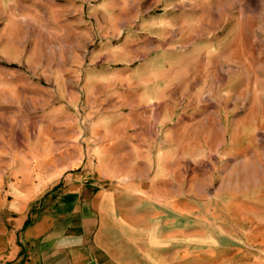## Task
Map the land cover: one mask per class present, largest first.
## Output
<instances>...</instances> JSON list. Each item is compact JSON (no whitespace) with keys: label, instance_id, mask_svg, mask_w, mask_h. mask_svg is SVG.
Returning a JSON list of instances; mask_svg holds the SVG:
<instances>
[{"label":"rangeland","instance_id":"rangeland-1","mask_svg":"<svg viewBox=\"0 0 264 264\" xmlns=\"http://www.w3.org/2000/svg\"><path fill=\"white\" fill-rule=\"evenodd\" d=\"M190 107L223 145L186 168L244 226L264 200V0H0V238L25 176L86 153L94 122L144 111L166 153Z\"/></svg>","mask_w":264,"mask_h":264},{"label":"crops","instance_id":"crops-1","mask_svg":"<svg viewBox=\"0 0 264 264\" xmlns=\"http://www.w3.org/2000/svg\"><path fill=\"white\" fill-rule=\"evenodd\" d=\"M189 111L187 133L167 132L169 152H152L137 109L94 122L86 153L25 176L36 179L0 238V264H264V200L248 204L244 226L204 200L207 183L186 163L223 142L212 143L205 111Z\"/></svg>","mask_w":264,"mask_h":264}]
</instances>
